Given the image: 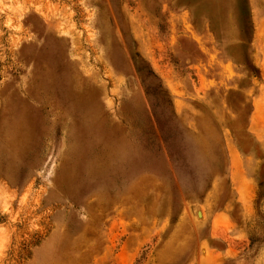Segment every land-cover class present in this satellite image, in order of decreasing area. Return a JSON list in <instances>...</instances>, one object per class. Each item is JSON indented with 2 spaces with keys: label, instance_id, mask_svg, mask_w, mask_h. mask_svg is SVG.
I'll use <instances>...</instances> for the list:
<instances>
[{
  "label": "rangeland",
  "instance_id": "rangeland-1",
  "mask_svg": "<svg viewBox=\"0 0 264 264\" xmlns=\"http://www.w3.org/2000/svg\"><path fill=\"white\" fill-rule=\"evenodd\" d=\"M0 264H264V0H0Z\"/></svg>",
  "mask_w": 264,
  "mask_h": 264
}]
</instances>
